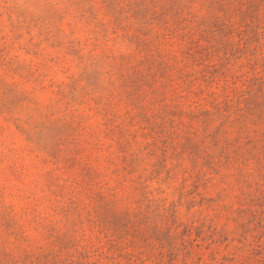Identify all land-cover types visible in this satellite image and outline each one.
Returning a JSON list of instances; mask_svg holds the SVG:
<instances>
[{
    "label": "rangeland",
    "instance_id": "374dc122",
    "mask_svg": "<svg viewBox=\"0 0 264 264\" xmlns=\"http://www.w3.org/2000/svg\"><path fill=\"white\" fill-rule=\"evenodd\" d=\"M0 264H264V0H0Z\"/></svg>",
    "mask_w": 264,
    "mask_h": 264
}]
</instances>
